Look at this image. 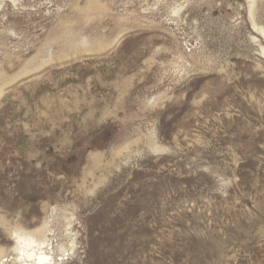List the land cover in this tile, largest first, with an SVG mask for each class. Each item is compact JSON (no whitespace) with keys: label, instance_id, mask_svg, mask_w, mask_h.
Wrapping results in <instances>:
<instances>
[{"label":"rangeland","instance_id":"374dc122","mask_svg":"<svg viewBox=\"0 0 264 264\" xmlns=\"http://www.w3.org/2000/svg\"><path fill=\"white\" fill-rule=\"evenodd\" d=\"M44 223L57 264H264V0H0L5 264Z\"/></svg>","mask_w":264,"mask_h":264},{"label":"bare ground","instance_id":"6f19581e","mask_svg":"<svg viewBox=\"0 0 264 264\" xmlns=\"http://www.w3.org/2000/svg\"><path fill=\"white\" fill-rule=\"evenodd\" d=\"M49 227L48 223H44L41 227L29 233L14 232L15 242L13 243L12 252L15 264H57L52 253L55 249L51 247L52 244H50V239H48L52 232ZM65 249L63 245L58 246L60 252H65ZM6 262L0 256V264H5Z\"/></svg>","mask_w":264,"mask_h":264}]
</instances>
